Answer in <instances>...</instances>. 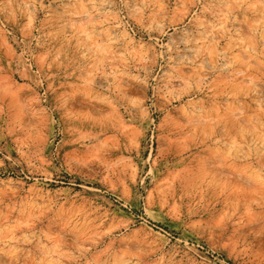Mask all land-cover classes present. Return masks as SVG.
Segmentation results:
<instances>
[{"label":"rangeland","instance_id":"374dc122","mask_svg":"<svg viewBox=\"0 0 264 264\" xmlns=\"http://www.w3.org/2000/svg\"><path fill=\"white\" fill-rule=\"evenodd\" d=\"M0 264H264V0H0Z\"/></svg>","mask_w":264,"mask_h":264}]
</instances>
